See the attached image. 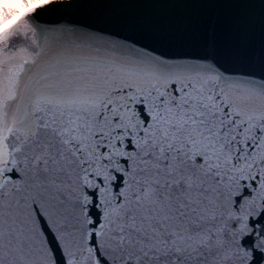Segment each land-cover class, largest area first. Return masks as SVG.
I'll return each instance as SVG.
<instances>
[{"label": "snow or ice", "instance_id": "1", "mask_svg": "<svg viewBox=\"0 0 264 264\" xmlns=\"http://www.w3.org/2000/svg\"><path fill=\"white\" fill-rule=\"evenodd\" d=\"M91 7L0 0V264H264V47L256 73L46 19Z\"/></svg>", "mask_w": 264, "mask_h": 264}, {"label": "water", "instance_id": "2", "mask_svg": "<svg viewBox=\"0 0 264 264\" xmlns=\"http://www.w3.org/2000/svg\"><path fill=\"white\" fill-rule=\"evenodd\" d=\"M96 7L85 8L62 17L60 14L46 19L75 20L80 26L91 25L88 30L136 46L147 45L149 49L172 54L187 53L191 56L215 55L227 67L260 73L262 70L261 50L264 35L256 23L258 9L231 7V0H217L224 5L226 15L242 14L249 23L233 27L227 21L209 26L195 15L175 17L160 7H154L164 0H75ZM259 3L260 0H249ZM56 7H63L57 5ZM219 11L220 9H216ZM103 29V32L100 30ZM118 34V35H114ZM210 44L212 47L210 48Z\"/></svg>", "mask_w": 264, "mask_h": 264}]
</instances>
